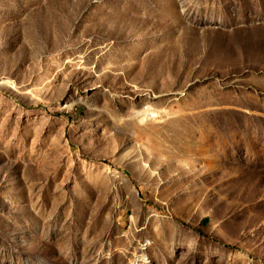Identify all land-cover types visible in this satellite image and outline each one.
<instances>
[{
	"label": "rangeland",
	"instance_id": "obj_1",
	"mask_svg": "<svg viewBox=\"0 0 264 264\" xmlns=\"http://www.w3.org/2000/svg\"><path fill=\"white\" fill-rule=\"evenodd\" d=\"M0 264H264V0H0Z\"/></svg>",
	"mask_w": 264,
	"mask_h": 264
},
{
	"label": "trees",
	"instance_id": "obj_2",
	"mask_svg": "<svg viewBox=\"0 0 264 264\" xmlns=\"http://www.w3.org/2000/svg\"><path fill=\"white\" fill-rule=\"evenodd\" d=\"M203 223H208V219L207 218H204L203 219Z\"/></svg>",
	"mask_w": 264,
	"mask_h": 264
}]
</instances>
